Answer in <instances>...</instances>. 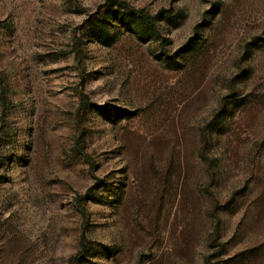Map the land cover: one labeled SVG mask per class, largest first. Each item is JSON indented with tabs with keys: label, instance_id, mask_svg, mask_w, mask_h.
<instances>
[{
	"label": "rangeland",
	"instance_id": "374dc122",
	"mask_svg": "<svg viewBox=\"0 0 264 264\" xmlns=\"http://www.w3.org/2000/svg\"><path fill=\"white\" fill-rule=\"evenodd\" d=\"M122 1L0 0V264H264V0Z\"/></svg>",
	"mask_w": 264,
	"mask_h": 264
},
{
	"label": "trees",
	"instance_id": "16d2710c",
	"mask_svg": "<svg viewBox=\"0 0 264 264\" xmlns=\"http://www.w3.org/2000/svg\"><path fill=\"white\" fill-rule=\"evenodd\" d=\"M113 1H114L115 5H117L120 9H123V10L131 12L130 13L131 15L134 14L136 16L137 23L139 25H141V27H144L147 31H152L153 33H157L156 25H157L158 21L161 19L163 14L164 15L167 14L166 11L161 10V9L158 10L157 12L151 14V13L145 12L142 9H139V8H137V9L136 8H132L127 2H124L122 0H113ZM174 15H176V14H174ZM131 19H132V21H134L132 17H131ZM166 19L168 20V22H171L173 19H176V16L167 14ZM96 28H97V26H96ZM99 32L102 33L101 30H99V31L97 29L92 30V33H94V34L99 33ZM189 47H190L189 42L185 43V45L183 47V52L187 51ZM78 152L81 155H83L86 159L89 158V156L87 154H84L82 149L78 150ZM80 199H84V197H79L78 198V201H77V204H76V208L82 214V216L86 217L85 210L79 204L80 203V201H79ZM84 240H85L84 236H81L80 237V241H79V247L81 249L80 251H83L85 249Z\"/></svg>",
	"mask_w": 264,
	"mask_h": 264
}]
</instances>
